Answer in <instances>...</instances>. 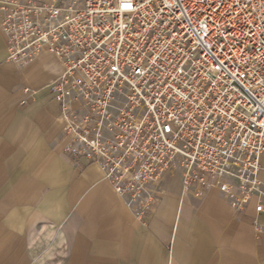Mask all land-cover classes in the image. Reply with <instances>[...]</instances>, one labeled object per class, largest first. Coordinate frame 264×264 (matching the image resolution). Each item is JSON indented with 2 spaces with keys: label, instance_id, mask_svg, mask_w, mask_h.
<instances>
[{
  "label": "built area",
  "instance_id": "obj_1",
  "mask_svg": "<svg viewBox=\"0 0 264 264\" xmlns=\"http://www.w3.org/2000/svg\"><path fill=\"white\" fill-rule=\"evenodd\" d=\"M9 60L63 73L66 149L144 220L161 184L264 213V0H0ZM76 104L67 109L65 102Z\"/></svg>",
  "mask_w": 264,
  "mask_h": 264
},
{
  "label": "crops",
  "instance_id": "obj_2",
  "mask_svg": "<svg viewBox=\"0 0 264 264\" xmlns=\"http://www.w3.org/2000/svg\"><path fill=\"white\" fill-rule=\"evenodd\" d=\"M68 1V0H43ZM0 7V264H264V213L166 179L139 219L99 164L66 149L62 61L9 60ZM76 104L65 102L67 109Z\"/></svg>",
  "mask_w": 264,
  "mask_h": 264
}]
</instances>
